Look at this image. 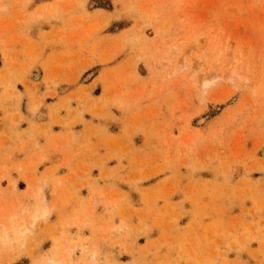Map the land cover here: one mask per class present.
Segmentation results:
<instances>
[{
    "label": "rangeland",
    "instance_id": "obj_1",
    "mask_svg": "<svg viewBox=\"0 0 264 264\" xmlns=\"http://www.w3.org/2000/svg\"><path fill=\"white\" fill-rule=\"evenodd\" d=\"M263 153L264 0H0V264H264Z\"/></svg>",
    "mask_w": 264,
    "mask_h": 264
},
{
    "label": "bare ground",
    "instance_id": "obj_2",
    "mask_svg": "<svg viewBox=\"0 0 264 264\" xmlns=\"http://www.w3.org/2000/svg\"><path fill=\"white\" fill-rule=\"evenodd\" d=\"M229 61H231V60H229ZM234 63H235V62H234ZM234 63H232V64L234 65ZM228 64H229V63H228ZM228 64H227V65H228ZM230 64H231V63H230ZM233 65H232V66H233ZM235 65H236V63H235ZM228 66H229V65H228ZM230 66H231V65H230ZM236 66H237V65H236ZM230 68H231V67H230ZM233 70H234V69H233ZM229 71H231V70H229ZM229 71L227 70V72H229ZM233 72H234V71H233ZM234 73H237V72H236V69H235V72H234ZM232 74H233V73H232ZM232 74H231V75H232ZM237 74H238V73H237ZM231 75L229 74V76H231ZM233 75H234V74H233ZM233 75H232V76H233ZM36 76H38V74H36ZM200 122H201V121H200ZM262 152H263V151H262ZM263 154H264V153H263ZM33 218H34V217H33ZM33 218H32V219H33Z\"/></svg>",
    "mask_w": 264,
    "mask_h": 264
}]
</instances>
